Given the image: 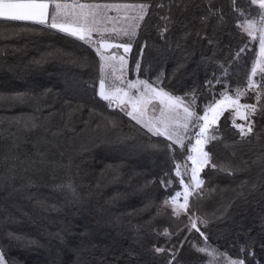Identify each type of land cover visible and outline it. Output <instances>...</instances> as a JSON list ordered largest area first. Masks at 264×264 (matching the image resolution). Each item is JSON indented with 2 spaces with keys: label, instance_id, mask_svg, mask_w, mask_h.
Masks as SVG:
<instances>
[{
  "label": "trees",
  "instance_id": "16d2710c",
  "mask_svg": "<svg viewBox=\"0 0 264 264\" xmlns=\"http://www.w3.org/2000/svg\"><path fill=\"white\" fill-rule=\"evenodd\" d=\"M89 1L146 6L122 37L130 78L197 113L245 91L257 47L240 22L259 14L252 0ZM100 77L85 41L0 19V248L9 264H170L201 233L228 257L264 264V75L242 98L255 113L225 111L212 127L203 185L179 216L165 201L179 189L187 146L110 108ZM249 124L242 137L236 125Z\"/></svg>",
  "mask_w": 264,
  "mask_h": 264
},
{
  "label": "rangeland",
  "instance_id": "374dc122",
  "mask_svg": "<svg viewBox=\"0 0 264 264\" xmlns=\"http://www.w3.org/2000/svg\"><path fill=\"white\" fill-rule=\"evenodd\" d=\"M81 1L82 0H57L59 3H67L70 5L85 4L111 6L107 9L101 8L99 10L100 22L96 25L98 30L93 31L89 39L83 40L95 49L100 60L101 77L97 87L99 97H101V80H103L105 93L112 95L111 106H109L110 108H118L126 114L128 112H132V116L127 115L132 119L133 116H135L136 119L134 120L137 122L139 121L138 123L148 131H150L149 128H152V131L150 132L153 134L157 127H159L161 131H164L165 125H167L168 132L173 133V140L170 141L174 143L176 137L179 136L181 138V142L174 144L177 146L186 145L188 148V154L186 155L185 160L181 163H177L175 168V174L178 176V183L180 185L179 189L167 199L169 203L165 204L171 208L172 212L174 208L180 209V206L184 205V195L188 193L191 195L194 191L199 189L194 187L195 181L192 179V170L193 168L197 170V178L201 180V171L207 165V163H205V157L202 155L203 152H206L205 146L207 142H205V139L206 136H211V129L217 122L220 115L225 111H231L235 116L245 119V117H248L251 114L250 110L246 107L249 104L242 101V98L245 96L247 91L257 90L258 80L261 75H264V72H261L260 70L261 68H264V53L261 52L260 46L261 33L259 29L261 25L257 23L256 30L252 35H249V33L245 31V27L249 22L259 21V17L262 13H264V9L260 8L259 3H255L260 8L259 14L256 17L240 22V26L243 31L248 35L252 42L256 43L257 47L256 58L250 69L248 85L246 86L245 91L240 92L243 94L240 96H237V94L224 96L214 105L205 107L201 113H197L188 107L189 111L194 115L187 117L186 119L184 107L187 106L184 105L181 100L173 99L172 101H169L167 97H158L156 93L151 91V88H155L157 91L160 89L142 79L129 77L127 57L128 51H125V47L129 49V45L122 41V37L128 33H132V30H129V27H131V25L132 28L134 27V24H136L135 19L140 14V11L133 9V6L127 4H105L100 2L93 3L91 1L82 3ZM67 11L79 12L80 10L79 8H75L74 10L69 9ZM74 20L75 16L69 15L58 17L57 22L67 23L68 26L75 27ZM51 22L50 16L47 25H50ZM54 29L59 30L58 28ZM63 33L68 34L67 32ZM121 57H123V61H121ZM254 67L256 68L255 75H253L252 72ZM250 80L252 81V87H249ZM130 84L135 85V87H129ZM145 84L150 85L151 88L146 90ZM161 100H163V103H161ZM107 102L109 105V101ZM205 116L206 120L197 119V117ZM185 123L187 124V128L183 127ZM145 125L148 126L146 127ZM201 126H206V135L200 134ZM162 136L167 138V135ZM197 139L201 140L200 144H197ZM189 157H191V159ZM193 161H195V163H193ZM177 193H180V196L177 197ZM190 195H188V198ZM173 197H176L175 204L171 202ZM186 212L187 211L181 210L180 215L186 214ZM189 219V227L193 228L192 221L195 220L197 224L198 220L194 215H190ZM196 235L198 234L195 233L194 236L197 237ZM206 246L209 247V251L215 249L217 253L223 254V256L217 255L213 264H225L224 257L233 259L218 251L207 241V239H205V236L202 235L199 237V241L192 243V246L186 249L185 252H182L179 257H176L171 264H209L212 257L197 250L198 248Z\"/></svg>",
  "mask_w": 264,
  "mask_h": 264
},
{
  "label": "snow or ice",
  "instance_id": "6c2138e0",
  "mask_svg": "<svg viewBox=\"0 0 264 264\" xmlns=\"http://www.w3.org/2000/svg\"><path fill=\"white\" fill-rule=\"evenodd\" d=\"M252 3H259L260 8L264 9V0H252ZM52 8V14H51V24L49 25L51 28H58L62 32H67L69 35L75 36L80 40H87L90 38L91 33L95 30H98L96 28V25L100 22L99 21V16L100 12L99 10L101 8L107 9L108 5H85V4H67V3H59L57 0H0V19L2 20H11V21H35L40 24H45L49 20V8ZM140 11L141 13L144 12L146 6L145 5H140ZM79 8V12H69L67 10L69 9H75ZM69 15H74L75 20L74 24L75 27H70L67 25V23H58V17L61 16H69ZM141 19L143 18L142 15L140 17ZM259 23L261 25L259 31L261 33L260 35V46H261V52L264 53V13H262L259 17V21H252L247 24L245 27V31L249 33V35H252L253 32L256 30V25ZM134 35V33H133ZM111 46V45H109ZM125 51H128V48L125 47ZM121 61H123V57L120 58ZM261 72H264V68L260 69ZM253 75L256 74V68L254 67L253 70ZM101 92L100 95L104 100L109 101V106H111V101H112V95L111 94H106L104 91V82L101 80ZM129 87H135V85L130 84ZM249 87H252V81H249ZM146 90L151 88L150 85L145 84ZM119 91V90H117ZM151 91L156 93L158 97H167L169 101H172L173 99L175 100H180V98H172L168 93L164 92L163 89H160L157 91L155 88H151ZM243 93H240L239 91L237 92V96L242 95ZM2 95H0V99H4ZM11 99L15 100H22L23 96L22 94H16L13 97H10ZM161 103H163V100H161ZM252 114L255 113L256 107L254 105H248L246 106ZM184 112L186 113V119L187 117H191L194 115L192 112L189 111L188 107H184ZM128 115L132 116V112H128ZM163 114V112H162ZM247 117H245L246 119ZM133 119H136L135 116H133ZM197 119H205V117H197ZM139 122V121H138ZM163 123V122H162ZM146 127L148 125H145ZM184 128H187V124L185 123L183 125ZM236 127L240 128V134L242 137L248 136L250 133H252L253 128L252 125L249 124L247 127V130L243 128V126L236 125ZM150 131H152V128H149ZM155 135H167V138L169 140H173V133L168 132L167 125H165L164 131H161L159 127H157L154 131ZM200 134L201 135H206V126H201L200 128ZM216 137L213 136H206L205 142L209 140H215ZM181 138L179 136L176 137L174 140V143H180ZM201 140L197 139V144H200ZM202 155L205 157V163L210 162V157L208 152H203ZM191 159V157H189ZM195 163V161H193ZM213 168L219 167L220 171L226 172L229 175L233 174V170L230 168L226 167H221L216 164L211 165ZM193 176L192 179L195 181V188H201L203 185V181L197 178V170L193 168ZM188 195L190 193L184 195V205L180 206V209L174 208L173 212L175 215L179 216L180 211L184 210L187 211V204H188ZM180 196V193H177V197ZM176 197L172 198V203L175 204ZM169 201H165V204H168ZM200 223L203 224L205 227L207 226V220L200 219ZM192 227L196 228L197 231H199V228H197L196 221H192ZM164 235H169L167 231H165ZM201 235H204L201 233ZM14 239H21L20 237H13ZM206 239V238H205ZM29 244L34 243L33 241H28ZM201 253H206L210 257H212V260L209 261V264H213V261L216 260L217 255L223 256V254L217 253L215 249H212L209 251V247H203V248H198L197 249ZM155 252L157 253H162L164 252L163 248L157 247L155 248ZM173 259H175V254L173 255ZM225 259V264H245V261L243 259L239 260H233L227 257H224ZM0 264H9L8 260L6 259L5 252L3 248H0ZM171 264V262H170Z\"/></svg>",
  "mask_w": 264,
  "mask_h": 264
},
{
  "label": "crops",
  "instance_id": "0c3cea01",
  "mask_svg": "<svg viewBox=\"0 0 264 264\" xmlns=\"http://www.w3.org/2000/svg\"><path fill=\"white\" fill-rule=\"evenodd\" d=\"M27 21L29 22V20H27ZM30 22H34V23H37V22H35V21H31V20H30Z\"/></svg>",
  "mask_w": 264,
  "mask_h": 264
}]
</instances>
